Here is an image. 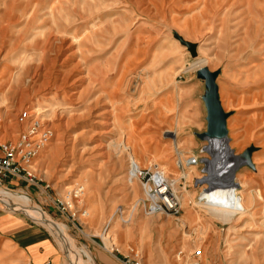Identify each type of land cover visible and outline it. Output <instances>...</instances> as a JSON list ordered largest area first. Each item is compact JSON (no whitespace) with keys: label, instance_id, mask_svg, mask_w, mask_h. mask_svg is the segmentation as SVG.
<instances>
[{"label":"rangeland","instance_id":"1","mask_svg":"<svg viewBox=\"0 0 264 264\" xmlns=\"http://www.w3.org/2000/svg\"><path fill=\"white\" fill-rule=\"evenodd\" d=\"M201 65L218 69L230 148H252L228 219L211 207L224 188L204 181L220 168L206 170L214 156L197 135L206 130ZM22 109L53 136L31 161L36 182L0 174V192L58 222L72 256L99 264L97 250L122 247L126 229L142 264L146 254L152 264H264V0H0V142L17 138ZM131 159L144 176L130 174ZM156 170L176 211L144 208L143 182ZM76 184L82 193L67 204ZM0 209L47 231L56 249L47 264H69L45 226ZM0 264L33 263L0 233Z\"/></svg>","mask_w":264,"mask_h":264},{"label":"built area","instance_id":"2","mask_svg":"<svg viewBox=\"0 0 264 264\" xmlns=\"http://www.w3.org/2000/svg\"><path fill=\"white\" fill-rule=\"evenodd\" d=\"M16 120L22 125L17 138L14 141L0 142V174L23 179L29 184L35 183L37 176L31 167V161L39 149L52 138L53 129L36 114L34 116L30 114L27 109L20 110ZM146 170L138 166L136 174L144 176L148 171ZM143 185L148 194V202L144 204V208L147 207L150 211L177 210L178 200L170 190L162 172L156 170L154 173H149ZM82 188L81 184H76L68 191L67 204H71L70 196H78L82 193ZM199 252L200 249L193 251L196 255ZM189 264H199V262L191 261Z\"/></svg>","mask_w":264,"mask_h":264},{"label":"bare ground","instance_id":"3","mask_svg":"<svg viewBox=\"0 0 264 264\" xmlns=\"http://www.w3.org/2000/svg\"><path fill=\"white\" fill-rule=\"evenodd\" d=\"M200 61L201 60H197L196 62H200ZM205 140L209 144L205 147V150L211 153L212 156H214L213 158L214 160H208V159L204 160L206 164V170L210 173V168L211 166H213L214 163L215 165L218 164L217 168L219 167L220 169L218 170L216 176L209 174V176L205 177L204 181L208 183L209 186L218 184L219 186L221 185L224 188L221 196L219 197L220 198L219 200H216L215 197L211 195L210 199L216 200L215 202H212L214 204L211 207L215 211L221 212L222 214L226 215L227 217L225 218L228 219V217L230 218L233 214L236 213V211L239 208L238 206H240V204H237L236 201L230 199V195H232V189L235 188L236 186L233 182L235 172L238 170L239 167L244 166L245 162L243 161V159H241L239 155H236L234 151L230 148L229 137L227 136V134L226 136L220 138L214 136H208L205 138ZM217 160H219L220 162H218ZM131 162H132V170H130L131 171L130 174L134 175L137 171L136 169L138 165L136 164L134 159H131ZM211 192L212 191H210V193ZM0 203H4L6 207L9 206L12 208L22 209L28 216L33 218L34 221L41 223L51 233H53L56 236L59 243L61 244V246L63 247V250H65L66 252L65 254L67 256L69 255L71 256V258H69V264H93L92 262H83L78 258L72 256L68 237L63 232L62 228L57 225L59 223L56 222L57 223L56 224L49 216H47L43 212L38 211L35 208L31 207L30 205L20 201L16 197L15 193L0 192ZM85 251L86 253L89 254L87 250Z\"/></svg>","mask_w":264,"mask_h":264},{"label":"crops","instance_id":"4","mask_svg":"<svg viewBox=\"0 0 264 264\" xmlns=\"http://www.w3.org/2000/svg\"><path fill=\"white\" fill-rule=\"evenodd\" d=\"M7 182L13 184L17 181L16 178H9ZM120 231L122 232L120 233L122 247L98 249L95 257L99 264L141 263L138 256L139 248L141 247H127L128 241L123 237L127 235L128 230L122 229ZM0 233L6 240L23 252L33 264H47V262H51L52 258H55V244L47 231L3 209H0ZM134 248L137 251L136 254L131 252ZM143 261L146 264H152L151 258L147 254ZM207 261V256H204L200 259L199 264H207ZM171 263L180 264L179 261H174L173 259Z\"/></svg>","mask_w":264,"mask_h":264},{"label":"water","instance_id":"5","mask_svg":"<svg viewBox=\"0 0 264 264\" xmlns=\"http://www.w3.org/2000/svg\"><path fill=\"white\" fill-rule=\"evenodd\" d=\"M181 41L188 46L192 54H195L193 42L183 38ZM217 73L218 69L210 70L206 65H201L196 69V75L203 79L205 86L202 99L206 108V130L197 132V135L203 139L208 136L220 138L227 134L226 116L228 113L223 110L219 100L218 86L215 80ZM251 149V147H247L238 154L245 163L253 166L250 157Z\"/></svg>","mask_w":264,"mask_h":264}]
</instances>
